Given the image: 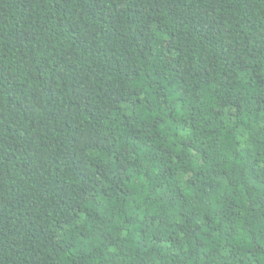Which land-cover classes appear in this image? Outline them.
<instances>
[{
  "label": "trees",
  "instance_id": "1",
  "mask_svg": "<svg viewBox=\"0 0 264 264\" xmlns=\"http://www.w3.org/2000/svg\"><path fill=\"white\" fill-rule=\"evenodd\" d=\"M0 264H264V0H0Z\"/></svg>",
  "mask_w": 264,
  "mask_h": 264
}]
</instances>
